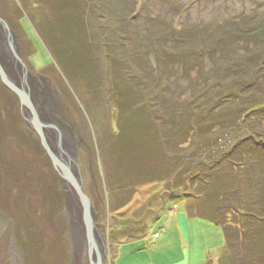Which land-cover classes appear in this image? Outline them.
<instances>
[{"label": "rangeland", "instance_id": "1", "mask_svg": "<svg viewBox=\"0 0 264 264\" xmlns=\"http://www.w3.org/2000/svg\"><path fill=\"white\" fill-rule=\"evenodd\" d=\"M84 1L88 8L94 9L88 11V21L100 26L96 31L99 37L113 33L111 37L121 46L132 42L131 46L138 51L152 47L150 55H156L168 44L173 45L168 48L174 55L167 60L170 68L179 67L182 54L190 55L189 72L181 67L176 74H168V79L163 73V76L157 75L165 64L164 51L158 54L159 65L153 59L155 55L149 60L153 62L155 79H148L138 65V71H134L141 77L140 83L149 90L154 89L156 95L168 87L186 96L190 85L195 83L190 78L199 75L209 83L219 78L215 70L218 72L221 59L226 65H237L236 53L247 54L253 45L248 38L243 37L238 42L235 36L226 46L230 52L223 55L221 50L212 52L214 41L264 22V0ZM55 5L45 0H0V16L14 31L22 59L29 69L28 78L23 82L31 101L42 123L52 126L45 129L52 134L50 145L73 174L77 172L75 162L78 164L83 190L91 199L97 228L104 238L107 254L104 264H264V220L255 218L264 217V186L261 192L256 189L259 193H254L251 185L245 190L244 173L233 172L238 178L230 184L233 188L224 193L223 200L236 202L241 197H253L251 203L255 206L252 218L243 219L252 223L246 232L243 230L249 224L237 230L234 226L240 227L241 220L236 222L233 211L227 215L226 224L232 225L231 242H227L222 227L206 221L205 216L203 219L188 215V209L199 208L202 213L214 216L221 198L217 199L214 186L203 191L187 181L176 190L172 186L175 176L147 182L152 176L163 174L165 159L146 150L142 158V153L121 150L122 146H118L121 139L124 142L130 138L122 129L124 121L120 123L125 117L118 114L114 98L117 83L109 65L110 57L105 53L106 46L102 43L101 50L94 49L92 56L101 65L94 76H86L78 69L73 72L65 53L76 58L82 55L81 42L65 38L73 35L61 32V13L55 10ZM65 11L63 13L67 14ZM118 38L121 40L117 41ZM204 50L210 53L200 65L204 70L197 73L199 66L193 67L194 57L204 56ZM83 64L86 65L84 60ZM28 80L32 87L27 84ZM31 89L37 90L44 103L42 107L35 105ZM160 101L161 98L154 100L156 109ZM146 114L135 109L128 118L139 130V121H144ZM244 131L247 133V128ZM236 134L234 131L225 137L234 139ZM100 138L102 145L108 141L113 143L114 150L117 144L116 159L109 148L105 151L100 148ZM60 140L62 145L59 146ZM222 144L224 146V142ZM147 158L154 161L147 163ZM106 165L110 169L108 179ZM117 172L119 177L115 176ZM220 176L223 178L222 174ZM119 183L126 184L121 185L127 190L123 198L129 201L114 209V191L108 186ZM74 199L70 183L63 179L43 148L31 116L0 78V264H91V259L97 260L98 254H102L100 238L98 236V251L93 252L83 228L81 203L75 199L73 205ZM74 206L78 223L73 215ZM171 209H177L175 214L170 215ZM180 213L190 221L188 228L181 225V231L172 221V218L176 221ZM253 221L261 224H253ZM146 227L147 235L140 237ZM234 230L238 232L237 237L232 234ZM127 231L132 233L129 239L123 235ZM155 232L160 235L158 240L153 238Z\"/></svg>", "mask_w": 264, "mask_h": 264}, {"label": "trees", "instance_id": "2", "mask_svg": "<svg viewBox=\"0 0 264 264\" xmlns=\"http://www.w3.org/2000/svg\"><path fill=\"white\" fill-rule=\"evenodd\" d=\"M45 1L49 4H56L54 6L55 10L59 14L61 13V32L73 35L65 38L68 41L72 38L81 42L82 55L79 54L76 58L69 55V53H65L68 66L73 72L78 69L81 71L80 73H86V76H94L98 72L99 66H101L98 59L92 56L94 49L101 50L100 44L102 43L106 46L105 53L110 57L111 63L109 65L114 81L117 83V87L114 89V98L119 110L118 114L123 118L125 117V120L120 122L123 123L124 121V125L121 124L120 129L122 126L124 133H128L129 135H126L131 139L124 142L121 139L118 146H122L121 150L128 149L133 152H140L142 158L148 151L151 155L155 154V157L159 155L161 159H165V166L162 169L163 174L152 176L147 182H156L159 179H169L175 176L172 180L174 184L172 186L176 190L181 189L182 182L187 181L194 183V186L196 185L203 191H206L207 187L214 186L218 195L217 199L219 196L221 197L218 200L217 210L216 207L214 209V216L210 217L208 214L202 213L199 208L188 209V215L203 219L205 216L206 221H211L222 227L227 242L228 240L231 242V230L229 229L232 228V225L226 224V217L233 211L235 212L233 215L236 222L237 220L242 222L240 227L234 226V228L237 230L242 229L247 223L249 224L248 227L242 229L243 232H246L252 223L243 221V219L252 218L251 215L254 214L253 208L255 205L251 203V200L254 198L241 197L236 202H230L223 200V196L224 193H229L232 190L233 187L230 184H234V181L238 178L236 173L241 171L244 173L245 190L251 185L252 188L254 187V193L257 192L256 189L261 192L264 186V128L262 127V121L264 120V99L262 98L264 97V22H260L248 30L235 32V35L221 36L214 41L212 52L216 51L217 53L221 50L223 55L230 52L226 46L230 44L231 39L235 36L238 42H241L245 37L253 45L247 54L246 52L243 54L236 53L237 65H226L221 59L218 72L215 70L216 74H220L219 78L209 83L206 80H201L197 75L195 79L190 78L195 83L192 86L190 85L188 95L184 96V93L179 94L176 90L167 87L157 96L154 89L149 90L145 84L140 83L142 82L141 77L134 71H138V65H141L148 79L156 78L154 70L152 72L153 62H149L151 56L155 55H150L152 47L145 50L142 48L138 51V49H134V46H131L132 42L126 46L117 44L111 37L113 33H110V36L103 34L99 37L96 31L100 26L94 25L92 20L88 21L87 13L88 11L93 12L94 9L88 8L84 0ZM68 8H70V11ZM63 11L67 14H64ZM244 31L248 33L244 34ZM105 36L107 37L101 38ZM140 38H143V35ZM120 40V38L117 39V41ZM68 47L70 50L71 46ZM165 47L153 57L156 65H159L161 58L158 54L164 51L163 61L165 64L162 66L161 73H157V75L163 73L168 79V74H176L181 67L189 72L190 55L182 54L179 59V67L175 68L173 66L170 68L167 60L174 55L168 52L171 51L168 48H173V45L168 44ZM247 47L249 45H246ZM59 51L62 50L59 49ZM205 51L204 56L203 54H197L194 57L193 63L195 65L193 67L199 66L197 73L204 70L200 65L202 62L204 63V57L209 56L210 50H204L203 52ZM64 52L62 51V53ZM82 58L86 65L83 64ZM199 58H202L201 61ZM92 80L94 82V79ZM156 98L162 99V102L160 101L157 105L158 109L154 106ZM135 109H139L143 114L147 113L144 117L145 120L139 121V130L135 127L134 122L128 118L132 114V110ZM129 112L131 113L128 115ZM245 128H247V133L244 131ZM234 131L237 133L234 139L229 136L225 137V135H231ZM259 133L260 135H258ZM101 139H99L100 148L102 146L104 151L109 148V153H112L116 159L118 157L117 144L116 150H114L113 143L111 144L108 141L102 145ZM105 154V152L102 153L103 156ZM146 161L149 163L154 160L153 158H147ZM106 164H108L107 161ZM105 168L106 179H108L110 169L107 165ZM177 172L179 173L176 174ZM115 176L119 177V172ZM121 185L126 184L119 183L116 186H108L114 191V209L120 208L126 201H129V198H123L126 197L127 190ZM258 200L260 199L258 198ZM255 218L264 220V217L256 216ZM253 224L260 225L261 223L253 221ZM237 233L236 230L232 232L234 237H237ZM140 234L143 235L140 237H145L147 227L146 231L144 230ZM123 235L129 239L132 233L127 231ZM133 235L134 237L139 236V234ZM260 256L262 257L263 254Z\"/></svg>", "mask_w": 264, "mask_h": 264}, {"label": "water", "instance_id": "3", "mask_svg": "<svg viewBox=\"0 0 264 264\" xmlns=\"http://www.w3.org/2000/svg\"><path fill=\"white\" fill-rule=\"evenodd\" d=\"M0 30L7 37V41L14 55V59L19 65V67L22 68V71L25 74L24 77L27 76L29 73V69L27 65L25 64L24 60L22 59L20 45L18 44L14 31L9 26L7 21L3 19L1 16H0ZM0 78L3 84L18 96L22 109H25L27 114L31 116V120L34 124V128L38 131V134L41 138V144L43 148L45 149L46 153L48 154L49 158L51 159L52 164L60 172L63 179L68 181V183H70V186L74 189L75 194L77 198L79 199L81 206H82L83 226H84L83 228L86 230L85 236L89 242L91 250H93V252L94 250L98 251V246L100 245V243L102 245L101 247L102 254H98L97 260H94V258L91 259V264H104V261L107 258V254H105L104 252V249H105L104 238L98 231L96 220H95L96 219L95 211L92 206L91 199L83 190L82 181H81V173L78 168V164L75 162L77 172L73 174V172H71V169L66 167L60 161L58 155L54 152L52 146L50 145L49 140L46 136V132H45L46 128H51L52 126H50L49 124L44 125L42 123V121L40 120V117L38 116V112L36 111L31 101L30 95L27 89L25 88V85L22 84V86H20L14 82V80L11 78L10 74L8 73L7 69L5 68L1 60H0ZM61 141L62 140H60L59 146L62 145ZM72 160L75 161L74 158ZM98 236L100 238V243H98V239H99Z\"/></svg>", "mask_w": 264, "mask_h": 264}, {"label": "bare ground", "instance_id": "4", "mask_svg": "<svg viewBox=\"0 0 264 264\" xmlns=\"http://www.w3.org/2000/svg\"><path fill=\"white\" fill-rule=\"evenodd\" d=\"M0 50L2 51V53H0V60L2 61L3 65L7 69L8 73L10 74V76L14 80V82L21 86L22 83L24 84L23 80L27 79L28 77L27 76L24 77L25 74L22 72L21 68L19 67V65L17 64V62L14 59V55L12 53L11 48L9 47V44H8V41H7V37L5 36V34L1 30H0ZM27 84L29 86H31V83H30L29 80L27 81ZM33 88H36V87H33ZM31 90H32L31 91L32 95L34 94V97L36 99L35 105L38 108L40 106L42 107V105L44 103L42 102V99H41L40 95L37 93V90H34V89H31ZM38 116H40L39 113H38ZM51 135L52 134L50 132L46 133V136L49 139V143H50V140H51V143H52V139L49 138ZM68 188H69V186H68ZM70 191L73 193V197H75V199L78 200L77 196L74 194L75 191H74V189L71 186H70ZM75 199L73 200V205H74V201L76 202ZM73 212H74L73 215L76 216L75 217L76 222L78 223V216L76 214L75 206L73 208ZM76 227L79 230L80 227H78V226H76Z\"/></svg>", "mask_w": 264, "mask_h": 264}, {"label": "crops", "instance_id": "5", "mask_svg": "<svg viewBox=\"0 0 264 264\" xmlns=\"http://www.w3.org/2000/svg\"><path fill=\"white\" fill-rule=\"evenodd\" d=\"M179 207V206H178ZM178 209V208H177ZM177 209L176 210H173L172 209V211H170V215H173V214H175V211H177ZM172 221L175 223L176 222V227H177V229H179V231H181V228H182V226L181 225H184L186 228H188L189 227V223H190V221L188 220V217H186V216H184L182 213H180L179 215H178V217H177V219H176V221H175V219H173L172 218ZM217 226V225H216ZM157 232H155L154 233V240H158L159 238H160V235L156 238L155 237V234H156ZM182 234V233H181Z\"/></svg>", "mask_w": 264, "mask_h": 264}, {"label": "built area", "instance_id": "6", "mask_svg": "<svg viewBox=\"0 0 264 264\" xmlns=\"http://www.w3.org/2000/svg\"><path fill=\"white\" fill-rule=\"evenodd\" d=\"M158 236V234H156V237Z\"/></svg>", "mask_w": 264, "mask_h": 264}]
</instances>
